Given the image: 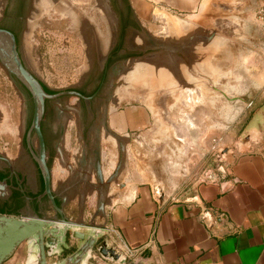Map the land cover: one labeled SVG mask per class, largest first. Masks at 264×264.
<instances>
[{
	"label": "rangeland",
	"instance_id": "rangeland-1",
	"mask_svg": "<svg viewBox=\"0 0 264 264\" xmlns=\"http://www.w3.org/2000/svg\"><path fill=\"white\" fill-rule=\"evenodd\" d=\"M77 1L31 0L25 16L19 47L22 60L51 90L79 85L91 68L95 74L92 78H95L111 48L110 41H97L92 29L87 28L90 24L87 17L79 24L76 22L75 13L80 6L83 8L82 4L75 3ZM127 2L135 16L136 30L127 34L118 58L111 63V68L117 67L119 73L111 74L104 89L107 97H101L106 99L104 124L115 108H146L149 125L130 134V138L135 140L142 134L153 137L159 135V131L174 130L185 138L182 156L176 159L182 164L188 163L195 172L194 177L222 166L214 159L218 148L228 147L234 155L249 148V144L261 141L264 59L252 56L256 49L249 35L260 33L250 16L253 2L216 1L202 15L198 11L170 13L152 0ZM98 17L95 15L94 19L105 29L108 38L112 24L106 20L103 25ZM188 23L194 25L193 30H189ZM215 35L225 40L226 58L222 51L217 52L209 45ZM207 58H214L215 64L207 62ZM141 69L144 74L140 72L137 76ZM259 73L262 78L257 77ZM66 112L68 123L50 165L52 187L65 184L72 174L71 168H79L81 158L83 138L75 112L71 109ZM105 127L103 122L99 124L96 137L99 166L103 171L108 170L106 156L113 146L118 150L119 171L125 166V150L118 145L116 134ZM37 145V138L33 136L31 147L37 148ZM167 146L163 143L162 151ZM21 151L22 94L0 65V154L14 161ZM120 153L123 154L122 165ZM116 177L111 176L109 183L114 184Z\"/></svg>",
	"mask_w": 264,
	"mask_h": 264
},
{
	"label": "crops",
	"instance_id": "crops-1",
	"mask_svg": "<svg viewBox=\"0 0 264 264\" xmlns=\"http://www.w3.org/2000/svg\"><path fill=\"white\" fill-rule=\"evenodd\" d=\"M152 1L170 13L198 11L202 15L216 1L232 4L240 0ZM243 1L247 4L248 0ZM250 1L254 4L250 16L260 31L256 36L249 35L256 49L252 56L264 59V24L255 16L264 0ZM188 24L193 30L194 25ZM224 41L215 35L209 45L222 51L226 58ZM206 61L215 64L210 58ZM257 77L263 75L259 73ZM148 125L146 108L125 106L111 112L105 126L116 134L118 145L125 150V166L117 171L118 150L111 146L112 151L106 156L108 170L101 169L104 187L98 186L104 188L103 211L96 214L98 192L85 184L82 191L72 187L63 192L62 196L68 197L67 202H61L66 216L103 226L108 246L128 256L133 264L156 260L164 264H264V132L261 141L235 153L227 168L219 166L194 177L189 164L176 159L182 156L185 138L174 130L159 131L153 137L142 134L135 140L130 138V134ZM163 143L168 145L164 151ZM77 170L78 167L71 168L65 184L52 187L53 191L66 186ZM113 175L117 177L111 184ZM73 250L74 247L49 260L62 258ZM25 259V245L21 244L2 264H25ZM92 264L120 263L94 252Z\"/></svg>",
	"mask_w": 264,
	"mask_h": 264
},
{
	"label": "water",
	"instance_id": "water-1",
	"mask_svg": "<svg viewBox=\"0 0 264 264\" xmlns=\"http://www.w3.org/2000/svg\"><path fill=\"white\" fill-rule=\"evenodd\" d=\"M29 8L30 5L25 12V16L28 14ZM20 40L21 33L19 35V47ZM141 51L145 54L144 49ZM19 53L14 34L9 30L0 28V65L5 71H7V74L10 73L15 76L26 87L32 98L33 109L31 107L32 117L30 131L33 130L35 134H28L26 138L27 146L31 152H33L31 147L32 137L36 135L38 142V155L36 158L38 165L37 163L34 164L31 162L28 156L29 153L27 147L23 144V139L22 151L19 156L11 162L12 164H16V166L23 172L31 174V176H38L39 166L43 179L42 195H46L50 204L46 203L45 210L43 211L44 216L38 215L29 205L23 206V204H15L10 205V209L0 208V264L9 259L21 244H24L26 249L25 264H92L94 252H97L101 258L110 261L119 262L120 264H133L132 260L129 261L128 256H124L120 252H117L113 247L108 246L105 237L106 229L103 226H96L95 224L72 220L66 216L62 207L56 203L55 194L52 189L50 170L51 160L55 151H52L51 153L48 166L46 162L47 152L40 128L44 114L45 100L66 93L75 94L81 98L86 97L76 91H63L58 93L46 92L43 83L28 70L25 63L22 62L23 60H21L22 57L20 58L21 54L19 56ZM8 76L22 94L23 136L25 119L28 113L26 108L28 107L29 96L16 79L9 74ZM77 101V98L74 96L63 97L58 100L61 105L66 106L65 111L76 106ZM54 104L53 101L49 102L50 107ZM103 125L105 126L104 120ZM78 128L81 134L82 129L79 124ZM82 138L83 143L79 168L68 184L55 193L60 194L62 197V194L66 189L74 187L79 192L84 189L85 184H89L92 187H95L98 192L96 209V214H98L103 211L104 208V178L101 167L99 166L97 139L95 138V140H93V142L95 141L94 146L91 144V137L89 134L87 137L82 136ZM58 145L59 143L57 144V150H59ZM93 151H96L94 162L96 167L95 171L93 168ZM217 151L218 154L214 159L221 162L222 167L227 168L234 159L233 152H231L228 147L218 148ZM122 153H120V159L122 161L121 165L123 164ZM5 159L9 162L7 158ZM0 166H2V163H0ZM14 177L17 181L20 180L16 173H14ZM101 184L103 187H98ZM9 192L10 185L8 184L7 179L4 178L0 180V195L7 197ZM63 201H65L64 198ZM205 211L207 212V210ZM73 247L74 250L66 254L64 257L54 261L49 260L50 257L54 255L59 256L64 251Z\"/></svg>",
	"mask_w": 264,
	"mask_h": 264
},
{
	"label": "flooded vegetation",
	"instance_id": "flooded-vegetation-1",
	"mask_svg": "<svg viewBox=\"0 0 264 264\" xmlns=\"http://www.w3.org/2000/svg\"><path fill=\"white\" fill-rule=\"evenodd\" d=\"M75 3L83 5V8L80 6L78 8L80 10H77V13H75L74 18L76 19V22L79 24L80 21H85L87 17V20L90 21V24H87V28L89 27V29H92V34L95 36L97 41L105 43V41L108 40L110 41L111 48L108 54L104 57L102 68L95 78H92L95 74L94 69L91 68V70L88 72V76L84 78L80 85L53 91L43 84L45 91H49L48 93L76 91L86 97L81 98L75 94L66 93L45 100L44 114L41 120L40 128L47 152L46 162L48 166L51 153L52 151H57V144L62 139V132L64 130L63 128L68 123L67 112L65 111L66 106H63L60 104V102H58L60 98L70 96L77 98L78 101L76 106L71 107V110H74L75 120L77 124L81 126V135L83 137H87L89 134L91 137V144L95 146V141L93 142V140H95L97 137L99 124H101L104 120L103 115L106 99L101 97L102 95L107 97V95H104V89L111 74L117 75L119 73V71L115 69L117 67L114 66L111 68V63L116 58H118V53L126 41L127 34L136 30L135 16L127 0H78ZM2 5L3 6L0 13V28L9 30L14 34L17 50L19 53V35L23 30L25 12L30 5V0H3ZM84 8L87 9L85 13L82 12ZM95 15L99 16L98 18L103 22V25H105L106 20L111 22L112 34L108 38L105 35V29L100 28V23L98 24L94 19ZM8 74L20 83L29 96L28 107L26 108L28 113L25 119V130L22 139L23 144L27 147L29 153L28 156L31 162L35 164L37 163L36 158L38 155V145L37 148L32 147L33 152H31L26 142L28 134H35L33 130L30 131L32 117L31 107L33 109L32 98L26 87L15 76L10 73ZM50 101L55 103L52 107L49 106ZM93 155V168L95 171L96 167L94 162L96 151H93ZM5 158L6 157L0 154V163H2V166H0V180L4 178L7 179V182L10 185V192L7 197L0 195V208L10 209L9 206L15 204H23V206L29 205L38 215L44 216L43 211L45 210V205L46 203H50L46 195H42L43 179L39 166L38 176H31V174L23 172L19 167L16 166V164H12L11 161H6ZM14 173L19 176V181L15 179ZM54 194L55 201L59 206H61L63 198L65 199L64 202L68 201L67 196L61 197L60 194L55 192Z\"/></svg>",
	"mask_w": 264,
	"mask_h": 264
},
{
	"label": "built area",
	"instance_id": "built-area-1",
	"mask_svg": "<svg viewBox=\"0 0 264 264\" xmlns=\"http://www.w3.org/2000/svg\"><path fill=\"white\" fill-rule=\"evenodd\" d=\"M256 19L264 24V1L259 5L258 9L256 10ZM153 264H164L162 261L160 260H156L155 262H153Z\"/></svg>",
	"mask_w": 264,
	"mask_h": 264
},
{
	"label": "bare ground",
	"instance_id": "bare-ground-1",
	"mask_svg": "<svg viewBox=\"0 0 264 264\" xmlns=\"http://www.w3.org/2000/svg\"><path fill=\"white\" fill-rule=\"evenodd\" d=\"M178 23H179V22H178ZM179 24H180V23H179ZM201 44H202V43H201ZM208 48H209V47H208ZM209 49H210V48H209ZM212 60H215V59L212 58ZM146 64H147V63H146ZM150 64H151V63H150ZM138 65H139V64H138ZM151 65H152V64H151ZM120 66H121V65H120ZM152 66H153V65H152ZM137 67H139V66H137ZM137 67H136V68H137ZM143 67H144V66H143ZM143 67L141 66L140 68H143ZM144 69H145V68H144ZM144 69H143V71H142V69H141V70L138 72V75H137V76H139L140 72L143 73V72H144ZM146 69H147V67H146ZM155 69H156V68H155ZM167 70H168V69H167ZM145 71H146V70H145ZM134 72H135V70H134ZM148 72H149V71H148ZM156 72H157V71H156ZM146 73H147V72H146ZM162 73H163V72H162ZM185 73H186V72H185ZM136 74H137V73H136ZM143 74H144V73H143ZM153 74H154V73H153ZM164 75H165V74H164ZM146 76H147V75H146ZM149 76H150V75H149ZM161 76H163V75H161ZM144 78H145V77H144ZM162 78L165 79L164 76H163ZM140 79H141V78H140ZM164 79H163V80H164ZM168 80H169V79H168ZM147 81H148V80H147ZM146 86H147V85H146ZM148 86L151 88L152 85L150 86V84H148ZM149 87H148V88H149ZM151 89L153 90V88H151Z\"/></svg>",
	"mask_w": 264,
	"mask_h": 264
},
{
	"label": "trees",
	"instance_id": "trees-1",
	"mask_svg": "<svg viewBox=\"0 0 264 264\" xmlns=\"http://www.w3.org/2000/svg\"><path fill=\"white\" fill-rule=\"evenodd\" d=\"M48 92H49V91H48ZM42 186H43V184H42ZM19 205H20V204H19ZM19 205H18V206H19Z\"/></svg>",
	"mask_w": 264,
	"mask_h": 264
}]
</instances>
